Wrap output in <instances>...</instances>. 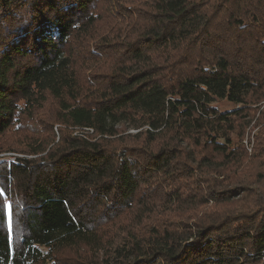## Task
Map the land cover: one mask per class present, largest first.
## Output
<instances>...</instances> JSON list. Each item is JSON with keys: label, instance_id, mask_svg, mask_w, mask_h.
<instances>
[{"label": "trees", "instance_id": "16d2710c", "mask_svg": "<svg viewBox=\"0 0 264 264\" xmlns=\"http://www.w3.org/2000/svg\"><path fill=\"white\" fill-rule=\"evenodd\" d=\"M0 155V264H264V0H0Z\"/></svg>", "mask_w": 264, "mask_h": 264}, {"label": "rangeland", "instance_id": "374dc122", "mask_svg": "<svg viewBox=\"0 0 264 264\" xmlns=\"http://www.w3.org/2000/svg\"><path fill=\"white\" fill-rule=\"evenodd\" d=\"M215 106L220 110V111H231L233 110L235 107V105L233 103H230L227 100H221L215 103ZM42 117V115H41ZM131 133H134L133 131ZM248 138L244 141L245 145L247 146L248 152L251 154L252 153V145L247 144ZM2 155H0L1 157ZM8 203V201H7Z\"/></svg>", "mask_w": 264, "mask_h": 264}, {"label": "snow or ice", "instance_id": "6c2138e0", "mask_svg": "<svg viewBox=\"0 0 264 264\" xmlns=\"http://www.w3.org/2000/svg\"><path fill=\"white\" fill-rule=\"evenodd\" d=\"M0 196H4V192L2 189H0ZM6 199V197H5ZM5 205L0 204V208H3ZM7 210H8V227L9 231L11 230L12 227V205L9 203L7 204Z\"/></svg>", "mask_w": 264, "mask_h": 264}]
</instances>
